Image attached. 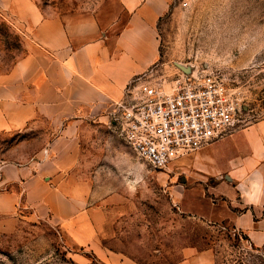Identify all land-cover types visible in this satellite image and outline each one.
<instances>
[{"label": "rangeland", "instance_id": "1", "mask_svg": "<svg viewBox=\"0 0 264 264\" xmlns=\"http://www.w3.org/2000/svg\"><path fill=\"white\" fill-rule=\"evenodd\" d=\"M151 1L35 0L47 15H96L110 26L112 42ZM157 1L160 57L134 80H174L183 72L180 64L211 70L239 98L237 132L264 123V0ZM26 33L17 19L0 15V77L28 54ZM117 116L111 102L103 114L77 123L74 171L90 187L95 241L78 247L59 226L28 210L0 215V264H264V247L252 246L223 219L225 200L210 188L216 181H195L190 157L177 167L152 169L120 136ZM57 122L42 118L30 130L2 135L0 159L27 163L61 134Z\"/></svg>", "mask_w": 264, "mask_h": 264}, {"label": "crops", "instance_id": "2", "mask_svg": "<svg viewBox=\"0 0 264 264\" xmlns=\"http://www.w3.org/2000/svg\"><path fill=\"white\" fill-rule=\"evenodd\" d=\"M161 10L157 0L143 4L112 42L110 26L96 15H47L35 0H0V15L17 19L28 39V54L0 77V137L30 130L42 118L63 124L61 134L27 163L0 159V215L28 210L59 226L78 247L95 241L90 187L74 171L77 123L123 100L128 84L157 62ZM189 157L195 181H216L210 188L225 200L223 219L252 246L264 247V123ZM180 192L179 200L185 194Z\"/></svg>", "mask_w": 264, "mask_h": 264}, {"label": "built area", "instance_id": "3", "mask_svg": "<svg viewBox=\"0 0 264 264\" xmlns=\"http://www.w3.org/2000/svg\"><path fill=\"white\" fill-rule=\"evenodd\" d=\"M115 105L120 136L155 170L230 137L240 123L239 98L211 70L181 72L174 80H133Z\"/></svg>", "mask_w": 264, "mask_h": 264}, {"label": "water", "instance_id": "4", "mask_svg": "<svg viewBox=\"0 0 264 264\" xmlns=\"http://www.w3.org/2000/svg\"><path fill=\"white\" fill-rule=\"evenodd\" d=\"M179 67H180V69L183 71V72H185V73H187V74H191V73H193L195 70H196V68L195 67H192V66H184V65H178Z\"/></svg>", "mask_w": 264, "mask_h": 264}]
</instances>
